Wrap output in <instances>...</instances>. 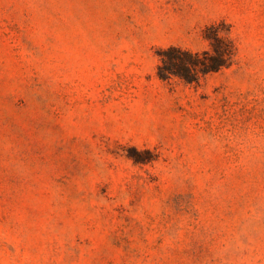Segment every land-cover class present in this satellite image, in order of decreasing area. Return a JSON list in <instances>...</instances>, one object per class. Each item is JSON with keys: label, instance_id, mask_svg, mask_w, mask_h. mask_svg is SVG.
<instances>
[{"label": "rangeland", "instance_id": "374dc122", "mask_svg": "<svg viewBox=\"0 0 264 264\" xmlns=\"http://www.w3.org/2000/svg\"><path fill=\"white\" fill-rule=\"evenodd\" d=\"M0 264H264V0H0Z\"/></svg>", "mask_w": 264, "mask_h": 264}, {"label": "trees", "instance_id": "16d2710c", "mask_svg": "<svg viewBox=\"0 0 264 264\" xmlns=\"http://www.w3.org/2000/svg\"><path fill=\"white\" fill-rule=\"evenodd\" d=\"M205 38L208 48L201 51H190L176 46L162 50V63L157 66L158 76L165 79L173 75L187 83H196L199 76L228 67L235 53L231 42L218 36L216 32L212 36L205 34Z\"/></svg>", "mask_w": 264, "mask_h": 264}]
</instances>
